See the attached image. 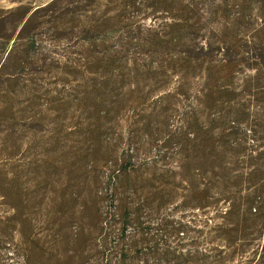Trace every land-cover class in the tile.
Instances as JSON below:
<instances>
[{
    "label": "rangeland",
    "instance_id": "1",
    "mask_svg": "<svg viewBox=\"0 0 264 264\" xmlns=\"http://www.w3.org/2000/svg\"><path fill=\"white\" fill-rule=\"evenodd\" d=\"M132 1L0 0V264H28V223L52 227L53 207L70 215L73 231L88 233L87 264L119 256L120 207L159 210L143 214L153 231L165 218L190 223L174 242L182 251L264 264V213L248 211L260 209L253 192L262 184L251 172L264 169V66L260 75L253 66L264 54L253 31L264 0H231L246 4L248 26L232 46L236 96L211 108L206 70L222 62L215 48L229 41L220 32L222 0L190 2L197 12L181 44L170 12ZM187 48L214 51L186 60ZM111 62L127 74L112 98L103 73ZM193 143L215 172L182 170ZM134 229L129 224L128 236ZM43 246L37 264H59L62 252Z\"/></svg>",
    "mask_w": 264,
    "mask_h": 264
},
{
    "label": "trees",
    "instance_id": "2",
    "mask_svg": "<svg viewBox=\"0 0 264 264\" xmlns=\"http://www.w3.org/2000/svg\"><path fill=\"white\" fill-rule=\"evenodd\" d=\"M192 0H153L154 11L159 10L161 12H170L171 17L174 19L172 27L175 29L174 33L183 32L182 36L179 35L175 38L176 43H187L185 38V32L188 28V22L192 18L191 14H196V9L190 7ZM134 3V0L132 1ZM223 7L225 10L224 25L220 28V32L229 41H223L222 47L215 48L216 51L222 52L223 59L219 64L214 65L210 69L206 70V95H207V107L211 108L216 103L217 106H222L224 103L228 105L235 101V91L233 88V78L234 73L239 67L236 58L234 59V54L237 55L233 43L235 37L238 33L246 31L248 29L245 23V6L246 4H237L234 7V3L231 0H222ZM232 3V4H230ZM175 6L178 9H175ZM237 9V15L232 14L233 9ZM176 10L173 12L172 10ZM259 16L258 20L259 27L253 29L256 35L262 34L264 50V4L258 9ZM177 29V30H176ZM158 42V40H155ZM164 51L170 50V48H164ZM214 51V48H209V50L204 51L201 49L198 52H194L192 49L187 48L183 52L184 59H189L190 57H197L204 53V56L210 54ZM255 55L254 69L259 71L262 66H264V54ZM92 68V67H90ZM252 68V67H251ZM99 69L95 71L99 73ZM103 73L108 76V83L111 85L110 91H108L109 97H113L114 89L122 87L126 82L127 74L124 73V69L116 66L114 62L108 63ZM137 80V78H135ZM259 76L256 77V82L259 81ZM133 84V83H132ZM108 85V84H107ZM107 89L106 87H102ZM136 89V88H135ZM225 96V98H224ZM114 107L118 106V103L112 102ZM103 106V103H99ZM264 106V103H263ZM230 108L229 115L233 113V109ZM217 107H214V109ZM198 123V116L194 113L193 116ZM180 145L183 143L182 139H179ZM171 137H168L163 148L167 149L170 147ZM188 150L185 154L191 156L184 160L182 165V170L188 172H196L199 176H207L216 171L214 161H209L210 157L205 151L204 147L197 143L188 145ZM197 158H192L195 156ZM259 159L264 161V151L259 152ZM263 156V157H262ZM258 159V158H257ZM131 164V159L128 161H123L122 166ZM264 165V163H263ZM145 166V165H144ZM127 169V168H126ZM183 172V173H184ZM185 174V173H184ZM262 177V184L253 192L257 196V202L260 209H255L254 213L251 212L250 208L248 211L257 216L264 213V169H254L251 172V176ZM258 180V179H257ZM138 189L135 193H138ZM197 204V203H193ZM63 208V207H62ZM61 207H53L51 218L53 220L52 227L49 228H38L35 224L28 223V264H37L40 258H43V249L47 241L52 242L54 249L58 252L61 251L62 254L56 255V260L59 264H87V256L84 254L87 235L83 226L79 225L74 231L71 228L70 215L64 213ZM201 208V207H198ZM203 208V207H202ZM120 219L121 227L119 229L120 241L116 244L119 246L120 253L117 258L111 259L110 264H221V259L216 256L207 255V253H199L192 250L182 251L178 242L174 243L180 235L188 234L191 231V224L182 221H173L165 218L162 219L161 223L158 225L157 229L152 230L151 224L146 221L144 216L159 214V210H155L151 207H120ZM133 225L134 233L128 236V226ZM193 230V229H192ZM46 235L42 238L43 233ZM139 239H134L137 237ZM50 237V238H49ZM173 239V240H172ZM197 242L192 240L191 245L196 246ZM68 250H73L72 254L68 253ZM79 251V253L77 252ZM77 254V255H76ZM76 255V256H75ZM209 259L212 261L209 262ZM39 263V262H38Z\"/></svg>",
    "mask_w": 264,
    "mask_h": 264
}]
</instances>
